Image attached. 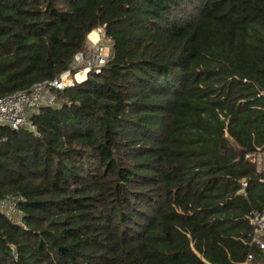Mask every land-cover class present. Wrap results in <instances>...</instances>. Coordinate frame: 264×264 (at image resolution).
I'll return each mask as SVG.
<instances>
[{"label": "trees", "instance_id": "trees-1", "mask_svg": "<svg viewBox=\"0 0 264 264\" xmlns=\"http://www.w3.org/2000/svg\"><path fill=\"white\" fill-rule=\"evenodd\" d=\"M98 28L101 71L35 131L0 126V198L25 197L19 222L0 214V264H261L264 0H0V97Z\"/></svg>", "mask_w": 264, "mask_h": 264}, {"label": "built area", "instance_id": "built-area-1", "mask_svg": "<svg viewBox=\"0 0 264 264\" xmlns=\"http://www.w3.org/2000/svg\"><path fill=\"white\" fill-rule=\"evenodd\" d=\"M97 32H102V29L98 28ZM89 41L88 48L77 52L70 67L54 79L36 83L28 89L17 90L0 97V126L15 130L24 126L35 131L34 125L29 120L31 113L41 106L58 107L59 93L84 80L89 72L99 73L110 55V45L108 42L100 41L99 37L96 40L89 39ZM245 158L255 166L258 181L264 182V147H257L248 152ZM241 185L240 191L242 192L246 181L242 180ZM24 201L23 195H6L0 198V214L12 221H17L15 218L21 217L22 214L19 205ZM247 219L252 227L249 243L260 249L264 256V211L253 209ZM252 259V253H248L242 264H251ZM261 264H264V261Z\"/></svg>", "mask_w": 264, "mask_h": 264}, {"label": "bare ground", "instance_id": "bare-ground-1", "mask_svg": "<svg viewBox=\"0 0 264 264\" xmlns=\"http://www.w3.org/2000/svg\"><path fill=\"white\" fill-rule=\"evenodd\" d=\"M97 32L96 31H91L89 34H88V37L92 40H96L97 39Z\"/></svg>", "mask_w": 264, "mask_h": 264}, {"label": "rangeland", "instance_id": "rangeland-1", "mask_svg": "<svg viewBox=\"0 0 264 264\" xmlns=\"http://www.w3.org/2000/svg\"><path fill=\"white\" fill-rule=\"evenodd\" d=\"M96 31H97V29H96ZM99 34L101 35L100 41L107 43V40H105L104 37L102 36V32H100ZM89 44H90V42H89ZM15 219L17 220V222H19L21 217H16Z\"/></svg>", "mask_w": 264, "mask_h": 264}, {"label": "crops", "instance_id": "crops-1", "mask_svg": "<svg viewBox=\"0 0 264 264\" xmlns=\"http://www.w3.org/2000/svg\"><path fill=\"white\" fill-rule=\"evenodd\" d=\"M92 31H96V30H92ZM97 32V31H96ZM97 37H99L101 39V35L97 32ZM89 38V37H88ZM90 39V38H89Z\"/></svg>", "mask_w": 264, "mask_h": 264}]
</instances>
